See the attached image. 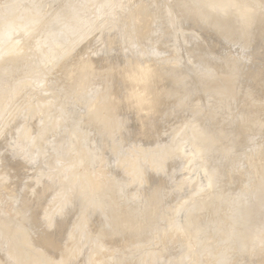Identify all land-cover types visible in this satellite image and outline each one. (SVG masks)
<instances>
[{"label":"rangeland","instance_id":"obj_1","mask_svg":"<svg viewBox=\"0 0 264 264\" xmlns=\"http://www.w3.org/2000/svg\"><path fill=\"white\" fill-rule=\"evenodd\" d=\"M245 1L0 0V31L36 19L0 43V264H60L39 238L60 223L69 264L264 263V0Z\"/></svg>","mask_w":264,"mask_h":264},{"label":"bare ground","instance_id":"obj_2","mask_svg":"<svg viewBox=\"0 0 264 264\" xmlns=\"http://www.w3.org/2000/svg\"><path fill=\"white\" fill-rule=\"evenodd\" d=\"M38 1V0H37ZM246 1H247V3H246ZM244 3H243V11L242 12H246L247 10H248V8H249V5H251L250 4V2L252 1V0H246ZM226 2H227V4H228V2H230L231 4H234L235 2H236V0H226ZM60 3V2H59ZM218 4H219V2H218ZM214 7V6H213ZM212 7V8H213ZM229 7V6H228ZM214 9V8H213ZM61 10V9H60ZM214 10H216V8L214 9ZM219 10V9H218ZM223 11V10H222ZM219 12V11H218ZM12 15V18L13 19H17L16 17H20V13H13V14H11ZM11 18V19H12ZM17 21V20H16ZM15 21V23H14V20H9V21H7L6 22V24L4 25V27H3V29L0 31V43H1V41H4L3 42V45L5 46L6 45V43L5 42H7V41H5L8 37H10V34H12V33H15V32H17V31H22V32H27V30L28 29H30L29 27V25H31V26H33V22L35 23L36 22V19H31V20H29V21H27L28 22V24L29 23H31V24H27V26L28 27H24V26H21L25 21H22L21 23L20 22H16ZM20 24V25H19ZM23 25H25L26 26V24H23ZM50 31V30H49ZM51 32H54V31H51ZM51 32H49V33H51ZM57 32H58V34H59V36L56 34V35H54V36H58V38H56V44H53V46H52V49L50 50V47L48 48L49 50L48 51H51L52 52V50H53V52L52 53H54V55L52 56L53 58L54 57H56L58 54H60L61 53V51H62V49H63V47H64V45H65V41H66V36H65V32H60L59 33V31L57 30ZM47 33H48V31H47ZM48 33V34H49ZM55 33H56V30H55ZM54 33V34H55ZM53 34V33H52ZM49 36V35H48ZM51 36V35H50ZM51 38H53L52 36H51ZM50 38V40L49 41H52L53 39H51ZM15 39V38H14ZM12 37H10V39L9 40H14ZM47 41H48V39H47ZM5 43V44H4ZM52 43H53V41H52ZM10 44V45H9ZM48 44V43H47ZM1 45H2V43H1ZM2 45V46H3ZM8 45L11 47V50L9 49V51H12V49H19L20 47H18V45H17V42H16V44H14V45H17V47L15 48L14 47V45H13V47L11 46L12 44L11 43H9L8 42ZM49 45V44H48ZM3 46V47H4ZM1 47V46H0ZM3 47H2V49H3ZM48 47V46H47ZM46 47V48H47ZM5 48V47H4ZM45 48V49H46ZM6 49V48H5ZM7 49H8V47H7ZM44 49V50H45ZM137 49V48H136ZM47 50V49H46ZM45 50V52L46 53H49L48 51H46ZM14 51V50H13ZM17 50H15V52H16ZM43 51V50H42ZM1 52V51H0ZM5 52V50L3 49V53ZM51 52H50V54H46V55H49V57H50V55H51ZM6 53V52H5ZM11 53V52H10ZM44 53V52H43ZM41 54V55H43V57H45L44 56V54ZM51 57V58H52ZM43 59V58H42ZM45 59H46V57H45ZM49 60H50V58H49ZM135 61V60H134ZM134 64V63H133ZM137 65V64H136ZM131 66V65H130ZM137 69H138V66H137ZM136 69V70H137ZM139 69L141 70V67L139 66ZM139 69H138V72H139ZM122 70V69H121ZM121 70H120V72H121ZM123 70H126V69H124V67H123ZM125 73H127V72H125ZM124 72H123V74H125ZM140 73V72H139ZM134 74L133 75V78L136 80V79H140V78H142L143 76H147L149 73H150V69L149 68H143L142 69V71H141V73L140 74ZM121 74H122V72H121ZM120 74H118V76H119ZM141 75H143L142 77H141ZM150 75V74H149ZM117 76V75H116ZM144 77V78H145ZM148 77V76H147ZM122 78V77H121ZM130 78V77H129ZM99 79V78H98ZM142 81V80H141ZM91 82V81H90ZM94 82V81H93ZM118 82V81H117ZM86 83V82H85ZM119 83V82H118ZM139 86V85H138ZM124 94H126V93H124ZM144 94V93H143ZM137 96H139V94L137 95ZM126 97V96H125ZM140 97V96H139ZM123 98V97H122ZM142 98V97H141ZM140 98V99H141ZM120 99V98H119ZM150 99V98H149ZM125 101V100H124ZM121 102H123V101H121ZM142 102H146L145 100H143L142 99ZM153 125V124H152ZM152 125L151 126H149V127H152ZM154 126V125H153ZM146 127V126H145ZM140 128V127H139ZM147 128V127H146ZM151 129V128H150ZM146 130V129H145ZM143 131V130H142ZM147 131V130H146ZM152 131H154V130H152ZM144 132V131H143ZM150 132H151V130H150ZM156 132V131H155ZM158 132V131H157ZM151 133H153V132H151ZM142 134V133H141ZM140 134V135H141ZM146 134H148V133H146ZM144 135V134H143ZM125 136V135H124ZM156 136H157V133H156ZM126 137V136H125ZM119 139L118 140H122V138L120 139V137H118ZM142 139V138H141ZM157 139V138H156ZM125 140V139H124ZM141 141V140H140ZM139 141V142H140ZM153 141V140H152ZM126 142V141H125ZM124 142V143H125ZM144 142H145V140H144ZM148 142V140L146 141V143ZM150 142V141H149ZM127 143V142H126ZM136 143V142H135ZM143 144V143H142ZM151 144H154L153 142L151 143ZM122 145H123V143H122ZM133 145H134V143H133ZM137 145V144H136ZM195 145V144H194ZM127 146H129L128 144H127ZM126 146V147H127ZM139 146V145H138ZM130 147V146H129ZM135 147V146H134ZM125 148V147H124ZM195 148V147H194ZM198 148V147H197ZM189 149V148H188ZM184 150H187V149H184ZM197 151V150H196ZM193 152V151H192ZM199 152V151H198ZM194 153V152H193ZM195 154V153H194ZM189 155V154H188ZM198 155V154H197ZM197 155H195V157H197ZM194 156V155H193ZM199 156V155H198ZM201 157V156H200ZM193 159V158H192ZM196 159H198V157L196 158ZM200 160H201V158H200ZM197 161V160H196ZM99 175V174H98ZM133 175V174H132ZM154 175V174H153ZM166 176V175H165ZM89 177V176H88ZM151 177H152V175H151ZM156 177V176H155ZM90 178H91V176H90ZM98 179V178H97ZM155 179V178H154ZM157 179V178H156ZM94 180V179H93ZM92 180V181H93ZM163 180V179H162ZM151 181H152V179H151ZM164 181H165V179H164ZM98 183H96V184H98V185H100L99 184V181H97ZM92 183V182H91ZM94 183H95V181H94ZM164 183V182H163ZM91 185V184H90ZM93 185V184H92ZM164 185V184H163ZM94 186H95V184H94ZM96 187V186H95ZM94 188V187H93ZM91 189H92V186H91ZM99 189V188H98ZM94 190V189H93ZM97 190V189H96ZM246 218V217H245ZM242 220H243V218H242ZM247 222V221H246ZM240 226V225H239ZM246 226V225H245ZM65 227H66V225L64 226V224L63 223H60V224H58L56 227H55V229H54V232L53 233H42V232H40V236H39V238H40V240H41V242L43 243V245H45V246H47L48 248H50V249H56L57 251H58V254H59V258H60V264H69L68 262H70L69 260H70V256L72 255V253H74L76 250H75V248H76V243H75V240H73V238H72V236L70 235V232L68 231V233H66V230H65ZM246 228V227H245ZM244 228V229H245ZM44 231V230H43ZM248 232V231H247ZM245 234V233H244ZM63 236V238H64V242L62 243V242H60L61 241V237ZM244 236V235H243ZM255 236V235H254ZM24 237V236H23ZM253 237V236H252ZM24 239V238H23ZM72 239V242L70 243V240ZM254 239V238H253ZM257 239V238H256ZM251 241V240H250ZM2 242V241H1ZM73 242H74V244H73ZM255 244V246H256V243L257 242H254ZM4 244V243H3ZM252 244H253V241H252ZM1 246V245H0ZM255 246H254V248H255ZM3 251V250H2ZM74 251V252H73ZM4 252V251H3ZM2 253V252H1ZM76 253V252H75ZM17 254V253H16ZM25 254V253H24ZM49 255V254H48ZM75 255V254H74ZM20 257V256H19ZM37 257V256H36ZM72 257H73V255H72ZM0 258H2V257H0ZM5 258H6V256H5ZM55 258V257H54ZM4 259V258H3ZM18 259V258H17ZM23 259V258H22ZM26 259V261H27V258H25ZM41 259V258H40ZM53 259V258H52ZM247 259V258H246ZM2 260V259H1ZM7 260V259H6ZM13 260V259H12ZM24 260V259H23ZM7 261H9V260H7ZM48 261V260H47ZM28 262V261H27ZM44 262H45V260H44ZM11 262L9 261V264H10ZM58 263V262H57ZM18 264V263H17ZM34 264H41V261H35L34 262ZM264 264V263H263Z\"/></svg>","mask_w":264,"mask_h":264}]
</instances>
